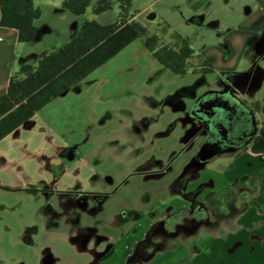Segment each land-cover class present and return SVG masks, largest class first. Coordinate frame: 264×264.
<instances>
[{
    "label": "rangeland",
    "instance_id": "374dc122",
    "mask_svg": "<svg viewBox=\"0 0 264 264\" xmlns=\"http://www.w3.org/2000/svg\"><path fill=\"white\" fill-rule=\"evenodd\" d=\"M57 1L36 2L41 10L38 25H49L52 32L39 43L20 46L18 63L24 56L41 55L68 42V34L62 32V24L68 19L62 13L56 14ZM94 5L95 0L80 17L66 11V16L72 18V27L82 19H95L102 24H113L119 19V3L100 15L93 14ZM249 7L253 12L247 15ZM260 7L258 0H131V13L145 27V35L72 88V117L64 123V135L77 152L72 161L64 159L72 168L64 182L73 184L75 171H81L83 181L93 187L92 192H85L86 206H79L74 193L72 205L62 206L60 202L66 199H62L63 193L21 189L24 180L13 174L19 165L29 168L34 179L45 175L47 168L24 152L0 161V264H87L91 254L84 251L86 246L102 245L111 251L123 238L129 243L138 239L146 221L143 217L170 205V184L201 152L203 137H189L192 128L199 125L189 112L175 111L169 104L170 96L176 94L175 98L178 95L183 101L189 100V94L181 89L199 84L202 78L205 82L199 84V92L211 87L222 89L220 81L224 75L254 68L261 85L257 91L244 94V98L255 95L264 105V60L257 63L258 41L249 43L257 31ZM152 38L157 41V49L169 46L180 50L187 42L195 52L187 72L175 74L163 67L146 46ZM212 56L218 60L213 65L214 72L204 71L202 67ZM19 70L17 65L16 72ZM59 105L67 108L69 99ZM258 116L263 123L264 107ZM16 159L20 160L19 165L14 164ZM212 167L213 164L208 165V169ZM102 194L108 197L101 203L96 198ZM163 211L150 217L160 221L166 214ZM215 219L220 218L215 215ZM188 234L186 228H181L173 239L185 243ZM151 235L159 242L153 264H181L183 254L180 260H172L167 252L166 247L175 242L162 223L155 226ZM232 245L230 241L221 250L216 247L209 257L190 256V261L251 264V246L246 242L230 251ZM117 252L107 262L122 264L121 252Z\"/></svg>",
    "mask_w": 264,
    "mask_h": 264
},
{
    "label": "crops",
    "instance_id": "0c3cea01",
    "mask_svg": "<svg viewBox=\"0 0 264 264\" xmlns=\"http://www.w3.org/2000/svg\"><path fill=\"white\" fill-rule=\"evenodd\" d=\"M62 1L63 0L57 1L59 7L55 12L56 14L62 13V15H65L64 19H68L66 23L62 24V32L68 34L67 39L69 41L79 30L85 19L79 22L75 21L73 23L74 27H72V18L66 16L68 15L66 14V10L61 8ZM258 1L261 3V7L257 17L258 23L255 28L257 31L250 36L249 43L254 39L258 41L259 56L262 50L261 44L264 33V0ZM252 12L253 8L249 7L246 9L247 15ZM69 20H71V23ZM133 20L137 22V17L134 16ZM38 21L39 19L36 20L35 24L40 29V37L36 41L29 43V45L41 42L47 34L52 32L51 26L44 25L41 27L38 25ZM22 45L28 44L19 43L18 30L3 27L1 25L0 11V97L7 92L11 78L14 73H16L17 65L21 68L24 64H38L40 54L33 55L34 57L32 55H28V57L24 56L18 63L16 55ZM28 49V46H26V50ZM225 57L226 59L229 58L228 56ZM210 59L212 62L206 61L204 67H210L214 70L213 65H215L214 63L218 60L214 56ZM240 73L243 72H238V74ZM92 74L89 77H91ZM233 74H235V72H233ZM257 79L258 78L254 80L250 88L245 92V95L257 91V87L261 85V82ZM101 85L103 86L104 82H102ZM185 88H182L181 91ZM174 96H170L169 104L173 106L175 111H179L180 109L175 107L176 102L171 98ZM66 98L69 99L67 108L59 105V103ZM244 99L251 104L256 102L262 103V101H257L255 99V95H251L250 99ZM263 107L264 105H262V108ZM260 114H262V112L258 113V115ZM258 115L257 117H259ZM70 117H72V90L52 100L36 113L31 119L30 125H22L0 141V146L4 145L5 142L7 143L6 146L4 145L5 148H0L1 163L3 161L5 162L8 156L15 158V153L24 152L47 167L44 172L46 174L39 178L37 177L38 179L36 178V180L34 179L33 173L29 171V168L19 165L20 160L16 159L14 164L19 166L17 172L13 174L24 180L25 184L21 185V189L27 188L31 192L55 193L74 190L77 192V189L80 191H92L93 187L87 185V182L83 181L81 178L80 170L75 171V181L73 184L72 181L64 182L67 172L72 170L71 167H67L64 159L68 158V160L72 161L77 157L75 148H72V141L68 140L64 135L65 126H67V124L64 123L67 122V119ZM195 129L196 128L193 127L192 131ZM72 149L74 150L73 156ZM198 157H200L202 164L193 172L194 162ZM210 164H213L212 169H208V165ZM181 176L185 178L184 192H178L176 187ZM181 176L175 179L168 188L172 196L170 205L165 209L158 208L156 211H150L143 217V220L146 221L140 228L141 235L138 239H134L129 243L128 240L123 238L119 241L114 250L112 248L111 251L102 245L89 248L86 246L84 251H88L91 254V261L87 264H112L107 262V258L111 255L115 256L118 250L121 252L119 257L121 258L120 261L122 264H128V260L136 252L141 243L159 244L151 235L158 223H162L165 218L182 209L192 211L196 206L206 208L209 215L208 222L198 225L193 230L187 229L189 231V238L185 243L181 240L173 239L179 232L177 235H169L175 242L170 243V245L166 247L167 252L171 254L172 260L178 259L182 256L181 254H183L184 259L181 258V264H195L190 261V256H193L194 259H199L201 256L209 257L214 254L216 247L220 249L225 243L233 241V245L229 249L230 251L241 247L247 242V244L251 246L248 254L251 264H264V154L254 152L253 145L246 144L235 152L211 154L206 157L198 155L193 158V161H190ZM225 189H232L235 195L233 204L234 213L230 216H223L219 211V203L214 201V196ZM64 197L66 196H63L62 199H64ZM68 199L69 197H66L60 204L65 206ZM163 210L166 211V214L160 221L154 219L156 217H150L151 214ZM215 215L220 219L216 220ZM150 220L154 221L150 222ZM85 229L87 230L88 228L85 227ZM85 234L84 232V235L82 234L83 236H81L84 237ZM79 246L81 247V245ZM154 256L155 254L150 257H140L135 264H153ZM178 260H180V258ZM177 264H180V262L177 261Z\"/></svg>",
    "mask_w": 264,
    "mask_h": 264
},
{
    "label": "trees",
    "instance_id": "16d2710c",
    "mask_svg": "<svg viewBox=\"0 0 264 264\" xmlns=\"http://www.w3.org/2000/svg\"><path fill=\"white\" fill-rule=\"evenodd\" d=\"M40 0H0L1 25L14 28L19 33V43L29 44L40 37L35 22L41 17L36 4ZM93 0H63L61 8L75 16H84ZM121 5L119 19L113 24H102L85 19L71 40L53 51L43 52L37 65L24 64L11 78L7 92L0 97V141L22 125H30L31 119L52 100L77 87L94 71L108 63L131 43L146 33L145 27L133 20L131 0H95L92 12L100 15ZM146 46L156 60L175 74H184L195 52L187 42L180 50L169 46L157 49L155 38L148 39ZM77 91H80L78 88ZM175 97V96H174ZM173 97V98H174ZM180 104H175L180 108ZM253 151L264 154V124ZM235 195L225 189L214 196L223 216L234 213ZM209 219L205 207L196 206L192 211L182 209L163 222L168 235H177L181 228L195 229ZM147 242L141 243L137 252H142ZM150 257L158 248L149 245ZM147 249V248H146ZM133 259V257H132Z\"/></svg>",
    "mask_w": 264,
    "mask_h": 264
},
{
    "label": "flooded vegetation",
    "instance_id": "af4514ba",
    "mask_svg": "<svg viewBox=\"0 0 264 264\" xmlns=\"http://www.w3.org/2000/svg\"><path fill=\"white\" fill-rule=\"evenodd\" d=\"M261 45L262 50L258 56L257 63L264 60V33ZM202 69L207 72H214L210 67H202ZM226 76L223 77V80L221 78L220 81L223 84L222 89L211 87L203 92H199L197 89L199 84H202V81L205 82V79L202 78L199 84L182 90V92L184 91L189 94V100L183 101L180 99V96L177 98L178 95L174 98V101L181 105L179 109L189 112L192 120L196 121L199 125L198 128L190 132L189 137L192 140L203 137V141L200 144L202 152L199 153L203 157L211 154L235 152L246 144L254 145L260 136L264 124L257 117L258 113L263 110L262 105L259 102L251 104L244 99L245 92L257 78L255 69L253 68L238 75ZM73 151L72 149V156L74 154ZM201 164L200 157L196 158L193 172ZM176 187L178 192H184V176L180 177ZM74 191L57 192L56 194L63 193V196L69 197L66 201V205L68 206L72 205V193H74L77 195L79 206L85 207L87 203L85 192L92 191H80L78 189L77 192L76 190ZM107 197V194H102L97 196L96 199L102 203ZM147 245H153V243L146 244L141 253L135 252L127 263L135 264L140 257L147 256L149 254V247Z\"/></svg>",
    "mask_w": 264,
    "mask_h": 264
}]
</instances>
